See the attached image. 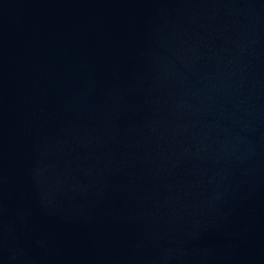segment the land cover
Masks as SVG:
<instances>
[{"label":"water","instance_id":"water-1","mask_svg":"<svg viewBox=\"0 0 264 264\" xmlns=\"http://www.w3.org/2000/svg\"><path fill=\"white\" fill-rule=\"evenodd\" d=\"M0 264H264V0H0Z\"/></svg>","mask_w":264,"mask_h":264}]
</instances>
